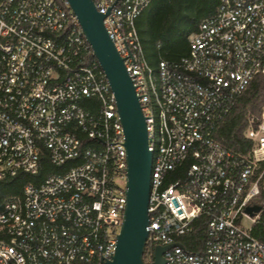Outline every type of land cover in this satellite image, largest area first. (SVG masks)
Returning a JSON list of instances; mask_svg holds the SVG:
<instances>
[{"label": "built area", "instance_id": "1", "mask_svg": "<svg viewBox=\"0 0 264 264\" xmlns=\"http://www.w3.org/2000/svg\"><path fill=\"white\" fill-rule=\"evenodd\" d=\"M124 60L153 153L148 244H181L166 264H264V108L250 155L216 135L238 98L264 77V0H220L178 61L148 64L136 21L154 0H93ZM117 2V3H116ZM116 3V4H115ZM97 101L96 112L81 105ZM62 167L0 202V264H105L124 223L127 151L115 94L68 0H0V182ZM187 165L185 176L173 172ZM208 220L198 253L184 238ZM147 244V245H148Z\"/></svg>", "mask_w": 264, "mask_h": 264}, {"label": "trees", "instance_id": "2", "mask_svg": "<svg viewBox=\"0 0 264 264\" xmlns=\"http://www.w3.org/2000/svg\"><path fill=\"white\" fill-rule=\"evenodd\" d=\"M220 0H154L136 21L146 61L157 68L161 60L178 61L189 54L190 38L198 31L199 24L212 15ZM87 111L96 112L99 104L95 100L85 99L81 102ZM264 108V77L258 76L247 91L236 100L231 113L225 119L216 135L217 140L227 149L243 156L252 152L253 142L247 138L250 120L261 117ZM79 160H70L64 166H55L47 153L40 162L37 175L19 173L16 177L0 182V202L15 196H23L25 186L32 183L40 185L54 173H64L72 166L80 164ZM186 166L173 172V179L185 176ZM264 171V163L258 173ZM261 195L253 204L262 206V222L254 229L256 237L264 240V175L261 182ZM208 220L199 218L194 222V231L184 238V243L194 253L202 249L206 238ZM154 247L147 245L144 261L153 255Z\"/></svg>", "mask_w": 264, "mask_h": 264}, {"label": "water", "instance_id": "3", "mask_svg": "<svg viewBox=\"0 0 264 264\" xmlns=\"http://www.w3.org/2000/svg\"><path fill=\"white\" fill-rule=\"evenodd\" d=\"M68 2L78 17L82 31L115 94L118 114L124 129L127 151L124 223L117 236L115 255L105 264H145L144 255L149 238L147 228L150 225L149 203L153 163L146 118L124 60L104 26V21L112 9L107 14H103L97 10L93 0H68ZM262 209L260 205L249 206L247 213L254 217ZM176 246L183 247L181 244L157 246L156 260L160 264H166L164 253Z\"/></svg>", "mask_w": 264, "mask_h": 264}, {"label": "rangeland", "instance_id": "4", "mask_svg": "<svg viewBox=\"0 0 264 264\" xmlns=\"http://www.w3.org/2000/svg\"><path fill=\"white\" fill-rule=\"evenodd\" d=\"M147 264H160L159 261L156 260L155 257H149Z\"/></svg>", "mask_w": 264, "mask_h": 264}]
</instances>
